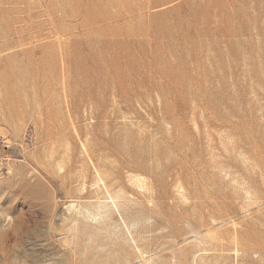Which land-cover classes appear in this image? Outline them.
Segmentation results:
<instances>
[{
    "label": "rangeland",
    "instance_id": "374dc122",
    "mask_svg": "<svg viewBox=\"0 0 264 264\" xmlns=\"http://www.w3.org/2000/svg\"><path fill=\"white\" fill-rule=\"evenodd\" d=\"M0 264H264V0H0Z\"/></svg>",
    "mask_w": 264,
    "mask_h": 264
}]
</instances>
